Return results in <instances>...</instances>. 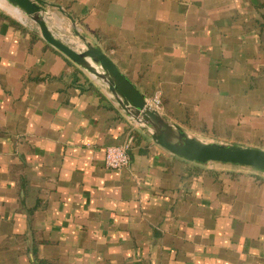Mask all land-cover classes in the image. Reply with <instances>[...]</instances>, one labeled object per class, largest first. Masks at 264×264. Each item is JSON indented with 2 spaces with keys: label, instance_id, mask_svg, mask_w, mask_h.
<instances>
[{
  "label": "crops",
  "instance_id": "obj_1",
  "mask_svg": "<svg viewBox=\"0 0 264 264\" xmlns=\"http://www.w3.org/2000/svg\"><path fill=\"white\" fill-rule=\"evenodd\" d=\"M43 1L54 33L98 46L185 130L264 149V0ZM12 7H0V264H264V175L154 144ZM130 137L129 164L105 167L106 147Z\"/></svg>",
  "mask_w": 264,
  "mask_h": 264
},
{
  "label": "water",
  "instance_id": "obj_2",
  "mask_svg": "<svg viewBox=\"0 0 264 264\" xmlns=\"http://www.w3.org/2000/svg\"><path fill=\"white\" fill-rule=\"evenodd\" d=\"M36 25L34 31L54 50L93 79L105 84L124 114L135 122L151 141L185 160L207 164L218 162L247 167L264 175V149L200 139L169 119L146 97L116 64L95 44L79 35L64 41L48 24V3L43 0H6ZM59 7V6H58ZM68 18L74 22L71 15Z\"/></svg>",
  "mask_w": 264,
  "mask_h": 264
},
{
  "label": "built area",
  "instance_id": "obj_3",
  "mask_svg": "<svg viewBox=\"0 0 264 264\" xmlns=\"http://www.w3.org/2000/svg\"><path fill=\"white\" fill-rule=\"evenodd\" d=\"M151 102L159 109H161L159 95H154L150 98ZM131 137L123 145H110L105 149L104 165L112 170H119L129 164L128 149L131 145Z\"/></svg>",
  "mask_w": 264,
  "mask_h": 264
},
{
  "label": "rangeland",
  "instance_id": "obj_4",
  "mask_svg": "<svg viewBox=\"0 0 264 264\" xmlns=\"http://www.w3.org/2000/svg\"><path fill=\"white\" fill-rule=\"evenodd\" d=\"M0 1H1V0H0ZM1 3H2V4H1ZM1 3H0V7L3 5V6H5V7L13 8L12 6H10V5L8 4V2H7L6 0H2ZM3 8H4V7H3ZM206 141H210V140H206ZM231 144H237V143H231ZM237 145H239V144H237Z\"/></svg>",
  "mask_w": 264,
  "mask_h": 264
},
{
  "label": "trees",
  "instance_id": "obj_5",
  "mask_svg": "<svg viewBox=\"0 0 264 264\" xmlns=\"http://www.w3.org/2000/svg\"><path fill=\"white\" fill-rule=\"evenodd\" d=\"M0 15H3L4 16V14L0 11ZM6 17V16H5Z\"/></svg>",
  "mask_w": 264,
  "mask_h": 264
}]
</instances>
